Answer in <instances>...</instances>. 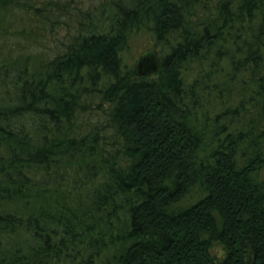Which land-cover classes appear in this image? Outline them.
Listing matches in <instances>:
<instances>
[{"label": "trees", "instance_id": "16d2710c", "mask_svg": "<svg viewBox=\"0 0 264 264\" xmlns=\"http://www.w3.org/2000/svg\"><path fill=\"white\" fill-rule=\"evenodd\" d=\"M263 167L264 0H0V264H264Z\"/></svg>", "mask_w": 264, "mask_h": 264}, {"label": "rangeland", "instance_id": "374dc122", "mask_svg": "<svg viewBox=\"0 0 264 264\" xmlns=\"http://www.w3.org/2000/svg\"><path fill=\"white\" fill-rule=\"evenodd\" d=\"M67 1L73 2V6H75L77 10L87 12V11H94L97 8H99L103 0H67ZM66 8H68L67 5ZM73 16L74 18H76L75 15ZM66 32L67 30L63 25V27L58 28L54 32V34L52 32L46 33L48 38L46 47L49 56L56 55L57 53H60L65 49L64 48L65 45L63 43H65L67 40L64 37ZM148 52L155 53L157 58L164 54V51H162L161 46L158 43H156L152 35L146 30H141L140 32L133 34L129 38L128 48L124 51L123 54L127 68L135 69L138 60L145 53ZM96 105H97L96 102L93 105L91 104L92 107H96ZM261 181L264 183V167L261 168L257 174V182L261 183ZM213 249H214L213 251L216 252L217 254L219 255L222 254L221 245L216 244Z\"/></svg>", "mask_w": 264, "mask_h": 264}, {"label": "water", "instance_id": "95a60500", "mask_svg": "<svg viewBox=\"0 0 264 264\" xmlns=\"http://www.w3.org/2000/svg\"><path fill=\"white\" fill-rule=\"evenodd\" d=\"M159 66L156 55L152 52L145 53L137 62V71L141 74H148L157 70Z\"/></svg>", "mask_w": 264, "mask_h": 264}]
</instances>
